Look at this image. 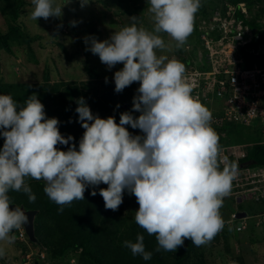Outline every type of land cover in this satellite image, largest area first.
Masks as SVG:
<instances>
[{"label": "clouds", "instance_id": "9594fccd", "mask_svg": "<svg viewBox=\"0 0 264 264\" xmlns=\"http://www.w3.org/2000/svg\"><path fill=\"white\" fill-rule=\"evenodd\" d=\"M147 2L154 22L152 31L138 27V17L132 16L131 25L115 31L108 40L84 38L86 50L98 55L109 69L123 64L114 75L117 93L139 83L132 109L141 113L138 118L132 112L121 113L119 123L114 116L101 118L81 97L75 111L85 131L78 150L72 143L64 151L58 146H67L75 138L60 132V121L47 117L36 93L27 98L24 107H18L11 95L0 94V135L5 138L0 149V259L14 241L28 247L30 237L25 225L29 217L22 208L10 207L14 202L9 195L11 191L23 192L34 203L36 196L27 178L45 182L44 192L59 206L60 213L74 201L84 200L89 186L93 187L91 195H97L95 188L102 183L108 185L99 191L105 209L117 211L127 190L139 204L135 222L155 236L156 251L176 252L186 240L200 247L224 229L220 209L231 195L239 165L226 162L222 156L219 134L212 127L213 114L192 95L185 65L158 55V51H171L159 33L170 36L177 49L184 47L194 31L201 0ZM80 3L83 8L89 0ZM32 4V20L63 16L65 5L55 0H32ZM228 4L237 8L245 4L249 17L239 10L237 16L251 29H260L264 6L256 4L251 13L244 1ZM71 24L76 26L77 21ZM194 38L190 45H194ZM126 125L141 130L143 135H133ZM20 230L25 234L22 241ZM123 246L133 256L152 259L143 235L138 234L135 242L124 241ZM38 256L45 257L41 252ZM29 258L27 255L26 264L32 262Z\"/></svg>", "mask_w": 264, "mask_h": 264}, {"label": "rangeland", "instance_id": "374dc122", "mask_svg": "<svg viewBox=\"0 0 264 264\" xmlns=\"http://www.w3.org/2000/svg\"><path fill=\"white\" fill-rule=\"evenodd\" d=\"M55 3L61 6L65 5L62 17H50L48 20L43 18L32 20L30 15L34 9L32 0H8V3L0 0V7L4 8V11L1 12L0 10V31L3 34H7L13 27L19 29L17 33H14V38H12V40H15L10 41L13 54L7 53L2 48L0 49V84H28L25 89L29 93L31 92V95L36 93L45 107L47 104L45 109L51 112H56V109L49 97H56L59 109L63 107L69 108V112L66 113L69 115L68 124H71L72 120H75L73 121L74 123L81 124L78 113L74 108L78 105L76 101L83 97L85 101L89 102L88 93L94 92L92 84L97 79L106 80L107 78V80H114L115 72L123 68V64H117L112 69H109L107 65L101 62L98 55L86 50L88 45L85 44L84 38L94 36L101 42L108 40L115 31H119L125 26H130L132 21L129 17L132 16L138 17L136 21L138 27H144L150 31L154 29V22L147 0H89V4L83 8L80 0H55ZM228 3L224 0H201L202 6L195 15L200 21L199 25L205 21V18L203 19L201 16L203 12L208 11L210 13L217 5V8L222 7L220 10L222 11ZM258 4L264 6V2H259ZM16 7L18 12H20V17L15 22L12 18H14ZM263 10H261V13ZM72 21H77L76 26H72ZM159 35L166 44L170 45L171 51H158V55H166L168 59H176L178 61L179 59H187L189 62L192 59L196 60L197 57L200 58L199 51L202 50V47L198 33L194 34L193 50H189L191 48L187 47L191 44L192 34L188 37L184 47L180 49L175 47V41L166 33H159ZM25 37L33 40L27 42L24 40ZM46 77H49V85L47 86L45 85L47 82ZM41 93L49 96L46 99V104L44 99H42ZM90 105L89 107L94 114L93 104L90 103ZM72 109L74 111H71ZM62 113L61 116L63 115ZM46 114L48 118H59L58 115L51 116L47 110ZM60 121L62 120L60 119ZM74 127L76 128V126ZM232 135L239 136L244 140V142L239 144H256L257 140H261L254 126H239L237 130L233 131ZM3 138L0 135V141ZM2 148L3 144L0 142V149ZM30 179L27 178L26 182H31ZM101 185H104V188L108 187V185L103 183ZM26 201L29 200L26 198ZM17 206L22 208L21 205ZM138 209L139 204L136 201V197L129 195L127 190H125L123 203L120 205L119 210L114 213L116 221L119 220L114 223L115 228L118 223L122 222V219H129L135 216ZM237 209L248 211L251 216L264 210V207L254 201L237 203L233 198L224 200L221 216L224 220L229 219L231 213ZM108 211L105 209L106 215ZM250 216L246 222L250 228L254 229L256 218ZM108 224L113 227L112 224ZM14 235L16 237L17 234L14 233ZM263 238L264 231H261V229L239 234L231 241L232 248L230 253L234 256L241 254L244 257L245 264H264ZM27 242L28 244L25 243L28 246L26 250L15 241L13 244L8 245L6 247L7 255L0 259V264H26L28 263L27 255H30L29 260H32L29 264H85L88 262L82 250L70 251L63 258L49 262L48 253L43 251V248L41 249L40 246L34 245L28 240ZM240 243L244 244L243 247H241ZM20 244L24 246V242ZM236 245L239 249L236 248ZM223 246L224 242L222 240L208 244L205 250L201 246L202 249L200 251H204L205 262L207 264H236L231 261L230 257L232 256L227 254L223 256L217 251L219 248L223 250ZM183 247H179L176 253L182 254ZM39 252L43 253L47 259L36 261L39 260ZM213 255H219V258H215Z\"/></svg>", "mask_w": 264, "mask_h": 264}, {"label": "trees", "instance_id": "16d2710c", "mask_svg": "<svg viewBox=\"0 0 264 264\" xmlns=\"http://www.w3.org/2000/svg\"><path fill=\"white\" fill-rule=\"evenodd\" d=\"M3 1L8 3V0ZM224 1L233 4L244 1L247 3L251 13L253 12L252 8H254L256 4L264 2V0ZM217 7L213 8V11L210 13L208 11L203 12L201 15L202 18L208 19L209 16L215 12ZM15 9L16 12L14 13V18L12 19L16 22L19 20L20 12H18L17 7ZM0 10L1 12L4 11V8L0 7ZM257 17L258 14H256L255 18ZM198 20L199 19L195 16L194 31L192 35L194 37V34L198 33V37L200 38L203 31L201 30V24L199 25L200 21ZM18 31L19 29L17 27L10 29L7 34H3V32L0 31V49L2 48L7 53L13 54L10 41L12 42L15 40H12V38H14V33H17ZM24 40L31 42L33 39L25 37ZM193 46L189 50H193ZM201 47L204 49L202 44ZM179 61L183 63L186 70H188L191 66L198 63L199 57H197L196 60L192 59L190 62L187 59H179ZM206 68L208 69L207 66ZM46 81L45 85L47 86L49 85V77H46ZM26 85L28 84H0V94L11 95L17 102L18 107H24L26 106L25 102L27 98L31 96V92L29 93V91L25 89L27 87ZM92 85L94 92L91 94L88 93L90 100L89 102L86 101V103L88 106H91L90 103L93 104L94 115L98 114L101 118L105 119L110 116H114L116 122L119 123L121 113L132 112L133 98L137 95V89L140 86L138 82L126 87L121 93H117L115 91L114 80H107L106 82V80L97 79V81H95ZM41 96L46 104V99L49 96L44 93H41ZM49 99L52 101V104L55 105L56 112H51L48 109H45V111L47 110L51 116H59L58 120H62L60 121L59 129L65 137L70 135L75 138L74 141L69 143V145H59L58 147H60L61 150L66 151L69 147H71L72 143H75L78 150L79 141L82 138L79 136H83V131L85 130L82 128L81 124L74 123L73 121L75 120H72L71 124H68L69 115L66 113L69 112V108L66 109V107H63L62 109H59L60 107L57 98L49 97ZM117 105H119L118 108ZM77 107L78 105L74 107L75 110ZM71 111L74 110L72 109ZM61 113L63 114L62 116ZM132 114L138 118L141 113L132 112ZM74 126H76V128ZM239 126L240 125L228 124L226 126L219 127L218 125L212 123V127L219 134V143L222 150L225 147L244 142V140L239 136L232 135L233 131L237 130ZM125 127H127L129 132L133 135H143L139 129H132L130 125H126ZM259 140H257V144L250 152L249 158L246 160H240V162H252L251 164L254 167L264 166V145L260 144ZM0 142L4 145L5 138H3ZM30 181L31 182L27 183L36 196V200L33 205L29 201H26L28 196L23 192L11 191L9 195L14 202L13 205H21L24 211H35L37 213L34 220L36 241H32L29 236L28 238L32 244L40 246L41 249L43 248V251L48 253L47 257L49 262L63 258L65 254L70 251L82 250L85 259L88 261L85 264H207L204 260V251H200V249H202L201 246L197 247L190 240L185 241L182 254L176 252H166L163 250L156 251L158 242L155 236L149 235L144 229L138 226L135 222V216L129 219H122V222L118 223L115 228L114 223L119 221H116L117 219L114 217V213H116V211L109 210L106 215L105 202L103 197L99 195V191L101 188H104V185L100 184L95 188V191L97 192V195L95 196L91 195L93 187L89 186L84 193V200L74 201L70 206H65L63 213H60L58 212L59 206L51 202L44 192L45 182L43 180L38 181L35 179H30ZM19 200L20 202H18ZM240 211H244L249 214L248 211ZM259 212H256L253 215L256 216ZM221 213L220 209V214ZM108 223L112 224L113 227H111ZM260 229L261 231H264V227ZM252 230L254 229L249 228L244 232L232 234L233 232L230 229L224 227V229L219 232L208 244L217 243L222 240L224 242L223 250L219 248L217 251L223 256L224 254L232 256L230 257L231 261L236 264H245L244 257L241 254H238L239 256H234L230 253L232 248L231 241L234 240L236 236H239V234L241 235L242 233H247ZM138 234L144 236L146 251L153 253L151 260L145 261L140 256H133L131 250L123 246V242L126 240L136 241ZM262 241H264V238ZM208 244L202 246L204 250ZM19 245L22 244L19 243ZM243 245L244 244L242 243L241 247H243ZM21 247L26 250V246L22 245ZM236 248L239 249L238 246ZM218 256L219 255H213L215 258H219ZM47 257H44V259H47ZM38 259L39 260L36 261H40L41 258L38 256Z\"/></svg>", "mask_w": 264, "mask_h": 264}, {"label": "built area", "instance_id": "2783aa9c", "mask_svg": "<svg viewBox=\"0 0 264 264\" xmlns=\"http://www.w3.org/2000/svg\"><path fill=\"white\" fill-rule=\"evenodd\" d=\"M238 10L249 17L245 4L239 8L228 4L224 13L217 10L209 22L201 23L199 40L204 49L196 67L191 66L186 75L192 95L212 112L213 124L254 126L261 136L259 143L264 145V18L259 21V31L251 29L237 16ZM256 144H235L222 150L226 162L239 165L231 195L224 200L254 201L264 207V166L240 162L249 158ZM240 213L237 209L224 220L232 234L249 228V214L245 212L246 217L239 218ZM250 217L256 218V228L264 227V211ZM19 237L21 241L25 239L22 230Z\"/></svg>", "mask_w": 264, "mask_h": 264}, {"label": "water", "instance_id": "95a60500", "mask_svg": "<svg viewBox=\"0 0 264 264\" xmlns=\"http://www.w3.org/2000/svg\"><path fill=\"white\" fill-rule=\"evenodd\" d=\"M10 207L15 209L16 206L15 205H11ZM36 214L37 213L35 211L26 212V215H28V217H29V224L25 225V229L27 231L28 236L30 237V239L32 241H36L35 225H34V220H35ZM244 217H246V213H240L239 214V218H244Z\"/></svg>", "mask_w": 264, "mask_h": 264}, {"label": "bare ground", "instance_id": "6f19581e", "mask_svg": "<svg viewBox=\"0 0 264 264\" xmlns=\"http://www.w3.org/2000/svg\"><path fill=\"white\" fill-rule=\"evenodd\" d=\"M204 19V18H203ZM206 19V18H205Z\"/></svg>", "mask_w": 264, "mask_h": 264}]
</instances>
